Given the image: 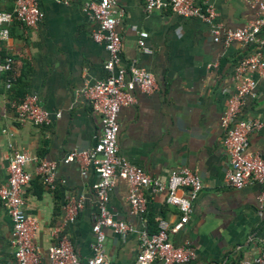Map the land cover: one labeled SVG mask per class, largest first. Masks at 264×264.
I'll list each match as a JSON object with an SVG mask.
<instances>
[{
	"label": "crops",
	"instance_id": "0c3cea01",
	"mask_svg": "<svg viewBox=\"0 0 264 264\" xmlns=\"http://www.w3.org/2000/svg\"><path fill=\"white\" fill-rule=\"evenodd\" d=\"M92 1L37 0L43 14L37 25L13 22L9 37L0 41V54L13 58L14 78L7 88L8 78L0 77V179L6 180L14 150L31 157L25 165L31 179L21 196L26 214L36 222L33 244L42 264H47L48 249L61 236L69 239L81 261L93 254L97 175L90 163L63 161L73 149L91 150L102 129L99 113L80 92L107 75L108 52L93 39L97 25L86 9ZM196 2L214 9L212 22L183 17L169 8L148 12L145 0H116L122 13L117 23L122 41L119 66L134 62L151 73L157 85L148 94L135 90V101L119 109L118 153L163 182L177 167H187L201 177L203 186L187 222L169 233L173 245L188 246L195 253L184 264H241L264 252V203L258 204L259 183L240 189L226 184L229 156L220 119L229 96L244 77H251L255 96L245 98L238 117L261 122L258 130L249 133L246 152L264 160V76L257 70L238 69L242 60L264 54V47L214 41L211 29L213 24L223 30L242 27L258 9L250 0ZM13 5L14 0H0V11H10ZM141 30L148 34L149 52L137 44ZM259 36L264 37V28ZM28 92L38 95L48 123L17 120L14 105ZM41 160L56 164L51 185L37 171ZM128 189L126 180L116 178L109 193L108 210L131 228L124 237L104 228L107 264H136L141 233H154L160 219L172 226L180 218L177 207L166 202L165 191L149 188L143 191L145 211L133 212ZM77 203L74 219L67 220L69 209ZM12 227L0 201V264H17Z\"/></svg>",
	"mask_w": 264,
	"mask_h": 264
},
{
	"label": "built area",
	"instance_id": "2783aa9c",
	"mask_svg": "<svg viewBox=\"0 0 264 264\" xmlns=\"http://www.w3.org/2000/svg\"><path fill=\"white\" fill-rule=\"evenodd\" d=\"M252 6L257 7V15L242 27L223 30L220 24L212 25L214 41L224 44L238 42L242 45L258 43L264 47V37L259 34L264 28V0H250ZM145 10L152 12L169 8L183 17H195L206 22H212L215 11L211 6H201L196 0H145ZM86 9L96 22V29L92 33L95 41L103 43L108 52V59L104 64L107 75L81 89L82 95L90 103L92 109L101 117V133L93 148L89 151L71 150L64 157V162L77 160L83 164L90 163L97 175L94 192L97 197L98 213L92 224L94 240L91 244L92 256L81 261L75 254L69 239L61 236L57 243L49 247L47 264H107L104 244V228L109 227L115 233L124 237L130 230V225L115 219L107 208L109 193L115 184L116 178L124 179L129 184L128 202L133 212L143 213L146 209L144 188L152 191H165L166 202L174 205L180 212L179 220L172 226L164 219L158 221L154 233H141L139 237V252L136 264H153L161 261L162 264H184L195 257L194 251L188 246H175L169 240V233L180 229L187 222L191 213V205L202 189L201 177L187 167L172 169L165 182L153 178L141 168L132 165L118 153L117 133L119 125L117 113L123 106L135 101L134 91L151 93L156 88V82L151 73L132 62L127 67H120L121 35L117 30V23L121 11L116 0H95L86 5ZM42 11L37 0H14L10 11H0V41L9 37V25L13 22H22L28 26H36L42 19ZM136 30L135 26L131 27ZM148 34L138 31L137 44L144 51L149 52L145 45ZM246 68L257 70L264 76V54L258 52L241 61L238 69ZM13 69V58L9 55H0V77ZM13 81L12 77L6 80L8 88ZM255 81L244 77L236 91L227 99L226 107L220 119L223 130V145L229 156V168L225 175L226 184L240 189L251 182L261 186L258 195V204L264 203V160L257 154L246 152L248 136L261 127L258 120H244L238 117L240 107L246 97L255 96ZM36 93L28 92L14 105L15 115L20 122H31L35 125L48 123V113L38 102ZM31 157L23 150H14L7 165L6 180L0 179V201L12 220V245L17 264H42L35 251L33 234L36 222L26 214L23 208L21 193L31 179L25 165ZM56 164L41 160L37 171L47 185L53 182V172ZM84 166L82 173H84ZM80 203L69 209L67 220L71 221L77 213ZM56 228L54 233H58ZM241 264H264V252L251 260Z\"/></svg>",
	"mask_w": 264,
	"mask_h": 264
},
{
	"label": "trees",
	"instance_id": "16d2710c",
	"mask_svg": "<svg viewBox=\"0 0 264 264\" xmlns=\"http://www.w3.org/2000/svg\"><path fill=\"white\" fill-rule=\"evenodd\" d=\"M1 55V54H0ZM1 56H3V55H1ZM5 76H6V78H9V77H12L13 78V76L11 75V72H9V73H6V74H4ZM13 80H14V78H13Z\"/></svg>",
	"mask_w": 264,
	"mask_h": 264
}]
</instances>
